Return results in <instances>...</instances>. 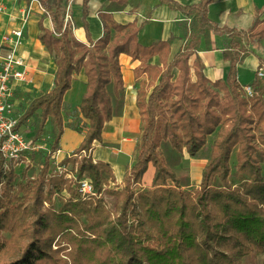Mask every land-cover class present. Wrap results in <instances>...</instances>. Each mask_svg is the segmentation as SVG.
Masks as SVG:
<instances>
[{"label": "trees", "instance_id": "obj_1", "mask_svg": "<svg viewBox=\"0 0 264 264\" xmlns=\"http://www.w3.org/2000/svg\"><path fill=\"white\" fill-rule=\"evenodd\" d=\"M88 2L81 0L80 20L85 40H80L64 27L63 0H41L51 27L41 17L37 22L38 38L48 51L58 54L57 66L52 87L30 101L18 125L38 116L35 140L48 119L55 124L56 131L37 171L27 165L16 173L11 164L3 169L0 161V253L15 238L28 216H35L24 227L30 230L29 239L19 253L0 264H67L59 256V251L66 248L61 240L71 246L73 264H188L181 243L186 216L192 206L196 209L201 240L212 242L230 237L234 231L235 245L242 247L235 259L238 263L241 258L248 262L249 255L264 253V174L260 166L263 159L260 145H264V74L262 77L257 74L260 68L264 73V58H258L250 83L249 105L241 95L243 86L237 79L238 64L251 53L245 43L264 39V17H261L264 3L254 8L249 27L238 30L219 26L209 18L208 5L212 0L185 5L176 0H159L191 18L184 46L170 57L167 40L147 46L138 42L137 34L143 23L122 24L113 19L112 13L124 10L128 4L133 13L139 0H108L106 10L99 12L104 34L97 39L89 31ZM212 33L230 38L229 46L223 50V57L230 65L228 74L225 80L214 82L205 75L198 56L190 63L201 37L208 48ZM121 53L139 61L133 69L134 80L146 75L148 81L142 79L137 88L140 136L135 145V162L125 169L121 190L107 189L117 198L116 215L112 218L100 199L95 202L82 199L79 186L83 174L91 179L97 193L103 184L115 182L112 166L107 161L94 160L91 150L94 142L103 143V126L113 117L111 93L118 96L124 89ZM81 70L86 81L78 105L83 119L79 128L74 123H64L63 97ZM65 127L82 134L80 143L59 161L60 165L76 164V187L62 174L55 172L47 176ZM216 130L218 138L203 169L200 188L193 197L182 188L191 183L189 173L177 168L182 150L185 148L190 156H196L206 137ZM236 143L240 144L236 170L239 183L234 188H224L215 178L225 184L230 173V148ZM162 147H169L168 155L162 154ZM149 161L155 166L152 186L136 190ZM168 181L173 185L168 186ZM43 186L45 195H41ZM62 189L68 191V197L61 194ZM54 194L58 196V208L54 206ZM30 198L33 205L38 206L41 200L49 204L41 211L26 206ZM19 212L21 215L17 216ZM5 230L11 236L3 234ZM58 234H61L58 246L52 249ZM214 259L217 257L201 261L215 264Z\"/></svg>", "mask_w": 264, "mask_h": 264}, {"label": "rangeland", "instance_id": "obj_2", "mask_svg": "<svg viewBox=\"0 0 264 264\" xmlns=\"http://www.w3.org/2000/svg\"><path fill=\"white\" fill-rule=\"evenodd\" d=\"M29 1L30 0H0V6L3 7V10L0 12V20H1V16H3V17L5 16L6 18L9 17L10 16L9 12L13 11L14 8L16 10H18L19 12L21 11L20 17H19V19H21L22 12L26 7L25 5L28 4ZM37 1H39L41 3V0H37ZM77 2H79V0H63L64 17H65L66 12H69V14H70L69 21L67 23H65L63 21V23H65L64 27L67 29L69 34H71L72 36H75V37H79V34H78L79 26L83 32L82 23L81 22L78 23V21H77L78 19L76 18L77 14L80 12L79 7L77 6ZM128 5H131V4H128ZM32 7H33V9H31V10L25 9L26 13H27V22L25 24L24 37L21 39V43L23 44V46L25 45L29 49H31V51L39 52L38 49L36 47H34L32 44L29 45L28 41L32 40L34 37V33H35V30L37 27V22H36L37 20H39L41 17L44 18L43 22L48 27H51V21H50L49 17H45L46 12H43L40 9L37 2H35L32 5ZM64 17H63V19H64ZM261 17L263 18L264 14H262ZM8 27L0 28V38L3 35H5L11 28H13L14 25L10 24ZM244 41L245 40H243V42ZM248 45H254V49L257 50V52L261 54V58L264 57V49H262L264 47V39H258L256 41L250 42L248 44L245 43V46H248ZM42 51H44V50L42 49ZM57 57H58V54L54 50L49 51L48 58H47V60L44 61V63H46L47 66H45V69L42 71L41 76H39V77L35 76L33 70H30V76L32 77L33 82L21 86L18 90V93H17L19 98L21 99L20 106H21L23 112L25 111V108L29 105L30 101L34 97L42 94L43 92L47 91L48 89H50L52 87V85H53V71H54V68L57 66L56 65ZM46 64H44V65H46ZM251 68H252V66L245 65L240 70L242 82H245L244 78L247 75L249 78L251 76H254V74L256 73L257 68H255L253 70V72H252ZM81 71H83V70H81ZM81 71H80V73H81ZM80 73L76 74L74 77L75 84H76L75 89L77 91L74 89V91H72L68 95V98L70 100L67 99V100L63 101V117H64V123L66 125L70 124V123H74V124L78 125L79 128H82L83 119L81 118V116L78 113V104L79 103H76L73 101V100H77L78 90L80 89V87L85 85V82H80L79 80H76V79H78V75ZM83 74H84V72H83ZM85 81H86V77H85ZM241 86H243V85H241ZM219 92H220L219 96L222 97L223 96L222 92L221 91H219ZM241 95H242V97H244L245 100H247V103H248V97H247L248 95H246L244 89H243V91L241 89ZM263 98H264V94H263ZM248 105H249V103H248ZM38 124H39V117L33 116L25 124H23L21 126V130L24 133L25 137L29 140L32 139V143L38 144V147L34 150L31 149L30 151H26L24 154V158H22L23 160H21L20 162L8 163V165H10V164L12 165L11 167L13 168V171L16 173H20L25 168V166H27V165L32 166L37 171L40 168V166L42 165V161L44 159V156L46 155V153L50 149L51 142L53 141V138L55 136V131H56L55 124L50 119H48L44 125L43 132L35 140V139H33V136L36 132ZM128 126H129L127 128L128 130L131 129L136 134H137V132L139 133V127H140L139 119H137V121H135L134 123H133V121H130V124ZM250 133H251V131H250ZM124 135H126V134L122 135V134H120V132H118L115 136L111 135L110 137L112 139H114V137L125 138ZM126 136H128V135H126ZM131 136H133V135H131ZM138 136H140V135H138ZM138 136H137L136 141L139 139ZM217 136H218L217 130L214 131L212 134L208 135L206 137L204 145L199 150V152L196 154V156H190L185 148H183V150H182V153H183L182 160H181L180 164L177 166V168L183 172L187 171V173H189V175L191 177V183L188 186H185V187L182 186V188H183V190L190 192L193 197H194L195 192L200 188L202 172H203L204 167L208 164L210 156L212 155L211 154L212 149H214V144L218 138ZM129 138H131L133 140V143L131 145L135 146V144H136L135 137L129 136ZM94 148H95V146H94ZM109 148L110 147H108L107 149L111 150V152H113L114 154H117V155L121 154V151H122L121 144H118L113 149H109ZM260 148L263 151V159L260 162L261 163L260 166H261L262 173L264 174V145H260ZM239 149H240L239 143L234 144L230 148L229 159H228L229 160L228 164H229L230 173L226 179L225 184L224 183L222 184V182L219 178H215V181L217 183L223 185L224 188L225 187L234 188L239 183V179H238L237 174H236L237 164H238L237 153L239 152ZM59 150L60 151L57 150L55 152V154L51 157V162L49 164V170H48L49 172L47 173L48 174L47 176H51V173H55V172L60 174V175L62 174L64 179H68L70 182H72V187H76V184H75V177H76V172H77L76 164L75 165L73 163H67L64 165L59 164V161L64 156L69 155L71 152L70 153L69 152H63V150L61 151V148ZM125 152H126L125 153L126 155H123L124 156V160H123L124 163L123 164L127 168V167H130L135 162V157H136L135 148H131L130 150H127ZM161 152H162V154L168 155V153L170 152L169 147H167V148L162 147ZM91 154H92L93 159L96 160L97 158H96L95 152L93 151ZM8 165H2V168L6 169V168H8ZM113 172H114V169H113ZM154 172H155V166L151 161H149L146 170L142 174L140 183L137 184L136 190L137 189H150L152 186ZM36 174L37 173L35 172V175ZM148 175L150 176L149 182L147 181V178H146ZM114 176H115V173H114ZM83 179H88L91 181V179L84 174H83V178L81 180H83ZM122 179H123V177H122ZM167 184H168V186H171V185H173V182L168 181ZM102 187H103V189L99 193L94 191L93 186H92L91 192H84V191H81L80 189H79V192L82 195V199H90L94 202H95V200L100 199L106 205V208L111 212L112 218H114L116 215L117 198L115 195L109 194L107 192V189L121 190L122 189V180L120 182H117V179L115 176V182L109 181L108 185L103 184ZM239 187H241V186H239ZM15 191H16V188H14L13 192H15ZM61 191H62L61 194L64 195L65 197L69 196V193L66 189H62ZM45 193H46V188H45V186H43V191L41 192V195H45ZM52 197H53L55 208H58L60 206V203L58 201V196L56 194H54ZM32 203H33V198L27 199V202H26L27 205L26 206L31 205L32 208L34 207V208H37L41 211L45 210L49 204L48 202L43 203L42 200L40 201V203H38V206L35 204L33 205ZM195 211H196V209L193 206L190 207L188 210V213L186 216V225L184 227L185 237L183 238L182 243H181V248L185 254V258H186V261L188 264H202L201 259L206 260L207 258H210L212 256H216L217 259L222 260V262H220V260L214 259L215 264H262L263 259H264V253L249 255L247 257V259L249 260L248 262H244V258H241V262L239 261V263L237 262V260H235L238 256H240L239 251L242 247L238 248L235 245L234 236L235 237H237V236L234 235V231H232L230 233V237L219 238V239H216L212 242H206L205 240L204 241L201 240V238L198 237L197 222H196L197 214ZM20 215H21V212H19L17 216H20ZM34 218H35L34 215H29L28 218L26 219V221L24 222L23 226L16 231L15 238H13L12 240L11 239L9 240L8 246H6L4 251H2L0 253V262H4V261L10 259L11 257H13L19 253L20 248L29 239V233H30L29 231L30 230L28 228L25 229L24 227H26L31 221H33ZM130 222L131 221H129V223ZM21 231H22V234L18 235V233H20ZM3 234H5L7 236H9V235L11 236V233L7 230H5L3 232ZM60 237H61V234H58L56 236V239L54 240V242L52 243V246H51L52 249H55L58 246V242L60 240ZM61 245H66V248L61 249L59 251L60 258L64 261H66L67 264H73L72 258L70 256V253L72 252L71 246L62 240H61ZM252 257H254V258H252Z\"/></svg>", "mask_w": 264, "mask_h": 264}, {"label": "crops", "instance_id": "obj_3", "mask_svg": "<svg viewBox=\"0 0 264 264\" xmlns=\"http://www.w3.org/2000/svg\"><path fill=\"white\" fill-rule=\"evenodd\" d=\"M176 1L185 5L196 3L200 0ZM108 3V0H89L88 2L89 13L87 20L89 23V31L93 39H97L104 34L103 23L99 17V12L105 11ZM263 3L264 0H212V2L208 5V16L219 26L225 25L238 30H245L252 22L254 8L261 7ZM77 6L79 7L80 12L77 14L76 18L78 19V23H80L81 0L77 2ZM130 9L131 5H127L122 11L113 12L112 17L116 22L122 24L135 21L136 24L140 26L143 23V26L140 28L137 34V40L141 45L147 46L152 42L167 40L170 45V57L180 51L184 46L186 42L185 34L187 29L190 27L191 18L186 17L180 11L170 9L166 3H160L159 0H139L138 7L133 13L130 12ZM20 12L14 8L13 11L9 12V17L6 18L5 16H1L0 28L8 27L10 24L14 26L18 25L20 21ZM36 22H38V20ZM37 28L38 26L36 27L33 39L28 41V44H32L38 49L39 52L31 51V49H29L27 46H23L22 43H20L17 48L20 51V54L24 57L28 65V69L33 70L35 76L39 77L41 76L42 71L45 69V66H47L44 61L47 60L49 51L39 40L38 36L40 34V30ZM83 32L79 26L78 39L85 40V34ZM229 42L230 38L227 35L212 33L211 43L207 48L203 37H201V41L196 52L190 58V63H192L195 57L198 56L202 60L203 71L211 82L225 80L230 65L229 61L225 60L223 57V50L229 46ZM246 48L249 49L251 53L244 59L242 63L238 64L237 66V79L238 82L243 86L250 83L253 79V76L248 78L247 75L244 78L245 82H242L240 70L245 65H249L252 66L251 70L253 72L258 64V57H261V54L254 49V45H248ZM42 49L44 51H42ZM262 49H264V47ZM119 60L123 75L124 89L123 91L119 92L118 96H115L113 93H111L113 102V117L103 126V143L100 144L99 142H94L93 149L91 150V153L93 151L95 152L97 159L107 161L111 164L112 168L114 169L117 182L122 180L126 169L125 165L123 164V155H126L125 151L135 148L134 145H131L133 140L129 138V136H134L135 142L137 143V136L140 135V127L139 133L137 132V134L133 130L127 129L129 127L128 125L130 124V121H133V123L137 121V119L140 121L139 110L136 106L137 88L140 86L142 79L148 81L146 75H142L138 80H134L133 69L139 64L138 60L132 59L131 56L125 53H121L119 55ZM55 70L56 67L53 71V78ZM76 80L85 82V75L83 74V71H81V73L78 75V79ZM75 85V79H73L70 89L64 94V100H70L68 95L74 91ZM84 90L85 85L80 87L78 90L77 100H73L74 102H80V98ZM118 132H120L122 135L126 134L128 136L124 135L125 138L114 137V139L110 137L111 135L115 136ZM81 140V133L65 127L59 142L61 151L63 150V152L69 153L72 152V150L80 143ZM118 144H121L122 149L121 154L119 153L120 155L114 154L111 152V150L107 149L108 147H110L109 149H113ZM146 178L149 182L150 176L148 175Z\"/></svg>", "mask_w": 264, "mask_h": 264}, {"label": "built area", "instance_id": "obj_4", "mask_svg": "<svg viewBox=\"0 0 264 264\" xmlns=\"http://www.w3.org/2000/svg\"><path fill=\"white\" fill-rule=\"evenodd\" d=\"M37 2L43 12L45 8L37 0H30L25 9H33L32 5ZM23 10L19 24L11 28L0 38V161L2 165L11 162H20L26 151L34 150L38 144H33L32 139H27L18 125L21 115L24 113L20 106L21 99L18 90L21 86L33 82L30 70L18 50V45L24 37L25 24L27 22L26 10ZM3 7L0 6V12ZM70 19L66 12L63 21L67 23ZM259 77L263 76L260 68L257 72ZM246 95H252V87L246 84L243 87ZM60 151V150H58ZM79 189L84 192L92 191L91 181L83 179L80 181Z\"/></svg>", "mask_w": 264, "mask_h": 264}]
</instances>
